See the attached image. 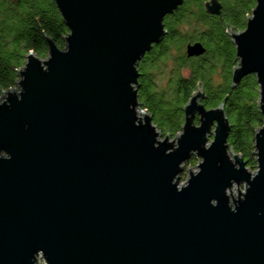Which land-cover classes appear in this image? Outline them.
Wrapping results in <instances>:
<instances>
[{"label": "water", "instance_id": "obj_1", "mask_svg": "<svg viewBox=\"0 0 264 264\" xmlns=\"http://www.w3.org/2000/svg\"><path fill=\"white\" fill-rule=\"evenodd\" d=\"M54 1L65 49L31 52L0 99V264H264V0L228 31L232 88L248 76L260 88L255 172L230 149L226 101L208 110L203 87L172 142L139 102V64L185 0Z\"/></svg>", "mask_w": 264, "mask_h": 264}, {"label": "trees", "instance_id": "obj_2", "mask_svg": "<svg viewBox=\"0 0 264 264\" xmlns=\"http://www.w3.org/2000/svg\"><path fill=\"white\" fill-rule=\"evenodd\" d=\"M208 1L185 0L165 18L168 34L139 64V102L163 136L174 138L184 125L183 108L204 87L202 103L208 110L226 101L230 149L244 157L249 169L256 170L255 136L263 126L260 88L254 76L232 88L233 70L239 61L228 33L246 29L256 0H218L223 7L221 16L207 12ZM69 33L54 0H0V99L17 88L19 70L31 52L45 59L48 39L63 50ZM196 42L203 44L206 54L189 58L186 47ZM194 163L192 158L187 164Z\"/></svg>", "mask_w": 264, "mask_h": 264}, {"label": "rangeland", "instance_id": "obj_3", "mask_svg": "<svg viewBox=\"0 0 264 264\" xmlns=\"http://www.w3.org/2000/svg\"><path fill=\"white\" fill-rule=\"evenodd\" d=\"M231 31V30H230ZM46 59V58H45ZM45 59H43V58H41V60H45ZM237 67V66H236ZM216 82V81H215ZM217 83V82H216ZM215 83V84H216ZM204 88V87H203ZM199 89L201 90L202 89V86H200L199 87ZM205 89V88H204ZM206 92V91H205ZM206 95V94H205ZM157 131L158 132H161L162 133V131H159L158 129H157ZM176 137V136H175ZM175 137L173 138V137H171V140H170V142H172L174 139H175ZM165 140V137L163 136V133H162V136H161V138H160V141H164ZM211 140H213V138L211 137ZM175 141H176V139H175ZM174 141V142H175ZM194 158V160H195V163L194 164H192V165H188L187 163L184 165V171H183V173H182V179H181V181H182V184L184 185V184H186V181L188 180V178H189V176H190V173H189V168H191V171L192 172H195V173H197L198 171H199V167H197L198 165H199V163H201V159H199V158H195V157H193ZM247 169L249 170V171H251V172H255L256 170H252V169H249L248 167H247ZM183 178L185 179V181H183ZM236 184L232 187V189L230 190V191H233L232 192V194H233V197L235 198V197H237V191H236ZM239 189L241 190V191H245V187H244V185H241V186H239ZM229 191V193L231 194V192ZM40 263L41 264H45V261L42 259V260H40Z\"/></svg>", "mask_w": 264, "mask_h": 264}, {"label": "flooded vegetation", "instance_id": "obj_4", "mask_svg": "<svg viewBox=\"0 0 264 264\" xmlns=\"http://www.w3.org/2000/svg\"><path fill=\"white\" fill-rule=\"evenodd\" d=\"M139 90H140V87H139Z\"/></svg>", "mask_w": 264, "mask_h": 264}]
</instances>
